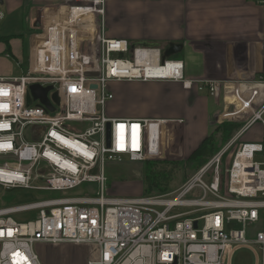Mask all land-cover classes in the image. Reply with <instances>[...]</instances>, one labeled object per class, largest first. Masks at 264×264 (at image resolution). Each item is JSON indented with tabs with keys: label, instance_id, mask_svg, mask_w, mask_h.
I'll use <instances>...</instances> for the list:
<instances>
[{
	"label": "built area",
	"instance_id": "2783aa9c",
	"mask_svg": "<svg viewBox=\"0 0 264 264\" xmlns=\"http://www.w3.org/2000/svg\"><path fill=\"white\" fill-rule=\"evenodd\" d=\"M255 1L264 7V0ZM41 15L39 31L29 38L26 73L0 77V185L96 188L0 208V264H41L32 249L40 242L86 244V264H231L238 247L253 244L256 264H264V228L253 239L246 229L264 208V144L241 141L254 123L264 125V40L262 70L234 83L237 107L222 114L246 113L244 124L219 151L172 192L112 196L105 165L123 157L134 163L163 160L170 120L106 115L114 99L108 83L175 81L218 99L226 82L188 78L184 62L163 57L159 47H131L126 39L106 37L105 0H61L44 6ZM31 84L51 86L53 111L33 97L27 103ZM26 211L37 212L27 221L11 217ZM231 222L241 227L231 228Z\"/></svg>",
	"mask_w": 264,
	"mask_h": 264
},
{
	"label": "crops",
	"instance_id": "0c3cea01",
	"mask_svg": "<svg viewBox=\"0 0 264 264\" xmlns=\"http://www.w3.org/2000/svg\"><path fill=\"white\" fill-rule=\"evenodd\" d=\"M58 1L61 0H0L3 17L21 18L23 28L29 30L1 35L11 36L9 43L16 59V48L22 51V40L27 38L28 55L29 38L40 29L32 26L33 12L39 10L42 18V8ZM263 14V5L255 0H105L106 37L126 39L131 44L156 43L162 55L170 44H175L178 49L169 58L184 62L186 77L226 82L215 99L206 91L184 88L175 81H115L112 84H117L118 92L110 89L114 94L110 103H118L120 112L110 116L170 120L165 128L163 160L187 157L217 124L234 122L242 126L241 117L246 113L240 118H224L222 114L237 107L231 94L234 83L256 77L263 68ZM6 74L0 73V77H8L3 76ZM255 128L258 135L243 142L264 144V125L259 122L241 138Z\"/></svg>",
	"mask_w": 264,
	"mask_h": 264
},
{
	"label": "rangeland",
	"instance_id": "374dc122",
	"mask_svg": "<svg viewBox=\"0 0 264 264\" xmlns=\"http://www.w3.org/2000/svg\"><path fill=\"white\" fill-rule=\"evenodd\" d=\"M0 23V28L3 30V32L0 30V35L7 32L11 33V31L13 34L14 32L17 33L16 31L19 30L23 33H27V31H29L28 28H23L24 25L21 21V18L3 17ZM129 43L131 44L130 41ZM21 48L22 51L18 50V47L16 48V53L18 56V59H16L11 56L8 51H6V44L0 41V73H7L3 76H18L26 73L28 65V55L26 50L27 38L22 40ZM112 83L113 82L108 83L109 88L115 92H118L117 84L113 85ZM110 102L107 103L105 108L106 115L110 116L112 115L111 113L118 115L120 112V105L118 103ZM40 127L41 126L38 128ZM257 131V128L251 130L245 136H243V138H241V141L257 136ZM233 149L234 148L230 149L228 156L224 158L222 164L223 166H225L230 161L231 155H233ZM255 160L262 161V155L260 153H256ZM144 165V163L130 162L127 157H123L121 162H108L105 165V174L108 178L106 183L107 193L112 196H137L140 193H143L140 173ZM196 171L197 170L191 171L187 167L183 168V166L174 168L171 172L169 184L170 190L162 193H168L178 189L183 184V182L192 176ZM95 188L96 185L94 184H85L81 187L64 191H35L22 188H6L0 185V207L16 206L26 202H33L46 198L83 195L95 190ZM261 198L264 199V196ZM36 212L37 211H26L13 213L11 214V217L16 221H27L33 219L36 215ZM259 212V221L246 225L248 239H253L255 237L256 231L258 229L264 228V208H261ZM230 227L240 228L241 226L236 222H231ZM32 249L37 254L41 264H86L87 255L89 254V249H87L86 246L69 242L58 244L40 242L35 243L32 246ZM253 250L257 251V246L253 244H247L246 246L238 247L232 255L231 264H256V256Z\"/></svg>",
	"mask_w": 264,
	"mask_h": 264
},
{
	"label": "trees",
	"instance_id": "16d2710c",
	"mask_svg": "<svg viewBox=\"0 0 264 264\" xmlns=\"http://www.w3.org/2000/svg\"><path fill=\"white\" fill-rule=\"evenodd\" d=\"M10 38L11 36L0 35V41L6 44V51L15 58L10 51ZM240 126L239 123L234 122L217 124L213 131L185 158L168 159L159 162H144L145 165L140 173L143 193H162L170 190L171 172L174 168L183 166V168L187 167L191 171L197 170L204 162L219 151Z\"/></svg>",
	"mask_w": 264,
	"mask_h": 264
},
{
	"label": "water",
	"instance_id": "95a60500",
	"mask_svg": "<svg viewBox=\"0 0 264 264\" xmlns=\"http://www.w3.org/2000/svg\"><path fill=\"white\" fill-rule=\"evenodd\" d=\"M40 25H41L40 12L39 10H36L33 12L32 26L36 28V27H40ZM136 45L145 46V47H159L158 44L150 43V42L132 43L131 47H134ZM176 49H178V46H176L175 44H170L164 51L163 57H169L171 54H173V52L176 51ZM245 77L250 78L251 75H245ZM91 87L95 88L96 85L92 84ZM29 88L30 91L27 94V103H29L30 98L33 97L34 99H39L50 111L54 110V106L49 102L47 98L48 91L52 89L51 86L41 87L38 84H31ZM52 99L55 103L59 102V98L56 92H54V94L52 95ZM107 128L109 130V124L107 125ZM194 225L196 226V222L194 223Z\"/></svg>",
	"mask_w": 264,
	"mask_h": 264
}]
</instances>
